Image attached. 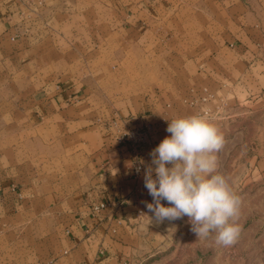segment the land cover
<instances>
[{"label":"rangeland","instance_id":"obj_1","mask_svg":"<svg viewBox=\"0 0 264 264\" xmlns=\"http://www.w3.org/2000/svg\"><path fill=\"white\" fill-rule=\"evenodd\" d=\"M19 1L26 9L22 11L25 24L24 33L16 34V40L27 37L24 45L28 46L32 41L28 37L34 39L37 35L43 38L38 44L44 50L52 45L61 52L49 62L39 57L43 66L39 84L47 81L46 77L52 80L61 75L69 86L78 82L80 92L91 98L88 106L96 124L105 128L114 121L113 110L129 106L138 110L144 103L150 109L148 114L155 112L158 123L113 126L115 142L127 149L133 178L142 183V190L146 189L143 164L163 132L160 128L166 129L171 120L204 113L224 137V147L215 153L217 173L228 178L241 201L237 242L224 248L215 244V234L206 240L197 239L187 216L174 221H150L152 213L146 203H153V198L142 192L132 202L139 204L135 225L141 229L133 239L131 261L126 264H264V161L259 163L256 148L264 142V86L254 88L250 81L247 82L252 87L244 81L239 84L236 74L228 75L227 69L216 67L220 66L218 60L213 69L208 65L214 38L231 27L220 7L221 0L211 1L208 8L202 9L183 5L175 19L161 30L162 36L139 28L129 30L126 19L131 10L126 9V0ZM197 1L206 0H183V4ZM62 18L69 22L64 28ZM231 41V49L236 48L238 44ZM41 54L44 56V51ZM228 77L230 83L223 82ZM126 101L135 104L125 106ZM146 125L152 129L144 148L136 150L120 141V131ZM161 203L170 206L166 201ZM125 204L122 202L121 208ZM107 208L101 205L95 210L100 213ZM18 222L37 227L35 257L47 262L52 248L57 246V237L49 232L51 224L41 216L32 220L21 217ZM30 236L21 235L23 258L29 256L24 249L30 247ZM7 251V256H15L13 251Z\"/></svg>","mask_w":264,"mask_h":264},{"label":"crops","instance_id":"obj_2","mask_svg":"<svg viewBox=\"0 0 264 264\" xmlns=\"http://www.w3.org/2000/svg\"><path fill=\"white\" fill-rule=\"evenodd\" d=\"M211 1L126 0V9L131 10L126 22L129 30L161 35L183 5L202 9ZM220 5L231 27L214 38L208 65L213 69L218 60L216 67L236 74L239 84L244 81L252 87L250 81L261 89L264 0H221ZM25 10L19 0L0 2V264H126L141 229L135 225L139 204L132 203L133 198L148 190H142V183L133 178L129 153L117 146L113 126L158 123V117L155 112L148 114L150 109L140 103L138 110L135 106L113 110L114 121L105 128L96 124L88 106L91 98L80 92L78 82L69 86L61 75L52 80L46 77L39 84L43 69L39 57L49 62L61 52L52 45L44 50L38 44L43 38L37 35L28 37L32 40L28 46L24 45L27 37L16 40V34L24 33ZM68 24L62 18L61 26ZM231 39L236 48L231 49ZM223 82L230 83V77ZM161 129L155 147L170 136ZM256 148L260 163L264 142ZM122 202H126L123 208ZM101 205L109 208L97 213L95 208ZM39 216L46 218L49 232L57 237L47 262L35 257L37 227L18 222L21 217ZM24 233L31 236L30 247L24 249L29 256L23 258L20 239ZM7 250L15 256H7Z\"/></svg>","mask_w":264,"mask_h":264},{"label":"clouds","instance_id":"obj_3","mask_svg":"<svg viewBox=\"0 0 264 264\" xmlns=\"http://www.w3.org/2000/svg\"><path fill=\"white\" fill-rule=\"evenodd\" d=\"M166 131L170 136L143 164L144 187L153 198L146 203L152 216L146 215L156 222L187 216L197 239L215 234L216 245L233 246L241 233V201L228 178L217 173L215 153L224 147L223 135L204 113L173 119Z\"/></svg>","mask_w":264,"mask_h":264},{"label":"built area","instance_id":"obj_4","mask_svg":"<svg viewBox=\"0 0 264 264\" xmlns=\"http://www.w3.org/2000/svg\"><path fill=\"white\" fill-rule=\"evenodd\" d=\"M152 127L146 125L144 127L128 129L126 131H120V141L122 143H128L136 150L142 149L149 144L150 132ZM138 173V171H137ZM103 207V206H102ZM97 209V208H96Z\"/></svg>","mask_w":264,"mask_h":264}]
</instances>
